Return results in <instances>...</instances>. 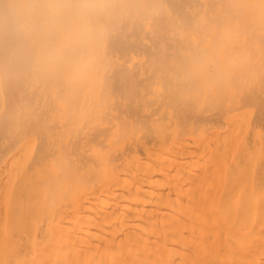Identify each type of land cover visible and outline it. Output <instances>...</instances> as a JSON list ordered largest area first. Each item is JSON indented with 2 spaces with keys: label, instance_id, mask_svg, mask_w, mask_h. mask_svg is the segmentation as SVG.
Returning <instances> with one entry per match:
<instances>
[{
  "label": "bare ground",
  "instance_id": "1",
  "mask_svg": "<svg viewBox=\"0 0 264 264\" xmlns=\"http://www.w3.org/2000/svg\"><path fill=\"white\" fill-rule=\"evenodd\" d=\"M0 264H264V0H0Z\"/></svg>",
  "mask_w": 264,
  "mask_h": 264
}]
</instances>
